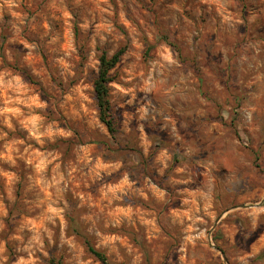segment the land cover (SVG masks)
Wrapping results in <instances>:
<instances>
[{
  "label": "rangeland",
  "instance_id": "1",
  "mask_svg": "<svg viewBox=\"0 0 264 264\" xmlns=\"http://www.w3.org/2000/svg\"><path fill=\"white\" fill-rule=\"evenodd\" d=\"M257 165L264 0H0V264H264Z\"/></svg>",
  "mask_w": 264,
  "mask_h": 264
},
{
  "label": "trees",
  "instance_id": "2",
  "mask_svg": "<svg viewBox=\"0 0 264 264\" xmlns=\"http://www.w3.org/2000/svg\"><path fill=\"white\" fill-rule=\"evenodd\" d=\"M148 49L147 51H149ZM125 51H126L125 46L119 48L111 56H109L105 51H101L100 56L98 58L99 64H98L97 74L92 82L93 95L98 112V120L105 127V130L110 140H112V142L115 143L119 142L118 138L120 136V130L118 128V124L113 113L110 85L115 81V78L112 75V71L120 62L121 57L123 56ZM108 142L109 141L101 140L99 143L107 147ZM255 160H257V158H255ZM256 167L262 170V172L264 173V170L260 167V165H257ZM67 220H68V230L72 234L80 238L88 254H90L94 259L100 262V264H112L109 262L108 258L103 252L97 250L93 246L90 238L88 237L87 234H85L82 226L76 221L74 215H68ZM49 264H63V263L60 258L51 256L49 259Z\"/></svg>",
  "mask_w": 264,
  "mask_h": 264
}]
</instances>
